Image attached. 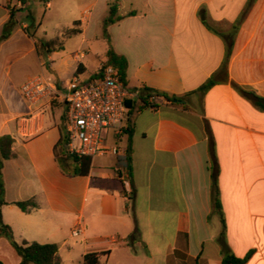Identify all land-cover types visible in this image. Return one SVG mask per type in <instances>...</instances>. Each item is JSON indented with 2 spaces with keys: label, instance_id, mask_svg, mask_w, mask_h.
<instances>
[{
  "label": "crops",
  "instance_id": "obj_1",
  "mask_svg": "<svg viewBox=\"0 0 264 264\" xmlns=\"http://www.w3.org/2000/svg\"><path fill=\"white\" fill-rule=\"evenodd\" d=\"M39 1L46 11L69 13L68 30L79 33L48 52L38 35L47 14L32 16L31 26L20 17L31 11L32 0H0V138L14 139L15 154L3 170V212L32 198L39 206L31 213L19 209L27 217L20 219L23 225L9 223L14 236L15 222L22 241L56 243L59 253L71 251L67 240H74L83 246L81 259L109 252L102 264H222L227 252L264 264V0ZM113 2L123 19L107 33L128 62L130 90L148 87L184 100L172 106L158 99L157 108L135 110L131 177L128 161L124 166L119 160L128 156L127 135L117 143L120 155L92 160L88 176L67 175L55 155L64 107L61 113L53 106L32 112L20 87L37 75L70 81L60 77L62 67L83 78L94 42L105 39L101 23ZM13 12L17 24L4 37ZM232 33L228 54L225 36ZM211 78L216 84L200 91ZM9 167L20 199L7 198ZM215 168L224 224L213 212Z\"/></svg>",
  "mask_w": 264,
  "mask_h": 264
},
{
  "label": "trees",
  "instance_id": "obj_2",
  "mask_svg": "<svg viewBox=\"0 0 264 264\" xmlns=\"http://www.w3.org/2000/svg\"><path fill=\"white\" fill-rule=\"evenodd\" d=\"M133 15V13H131ZM123 19L122 16L118 15V3L113 2L109 4V14L102 21L101 28L103 30V37L107 40L109 44V50L107 53L108 62L104 64L113 65L118 70V75L120 80L123 82L125 87L129 90L128 87V62L124 56L118 55L113 47L111 46V41L107 33V28L110 25L116 24L117 22ZM17 22L15 20L14 12L11 14L9 21L5 24L3 30V36L8 37ZM78 32L75 28L70 29L62 33L61 40H53L50 42H43L42 47L48 51L52 52L55 49H62L63 43L66 39H69L75 36ZM220 34V33H219ZM225 36V34H221ZM232 34H229L225 37L228 38L227 41V51L230 54L234 40ZM234 37V35H233ZM80 68V66H79ZM78 68V69H79ZM96 75L101 76V72H97ZM216 84L214 78L209 79L201 88L200 91H207L213 85ZM138 100H128L127 106L129 108V114L126 121V127L124 130V135L128 136V170L130 177L132 176V138L135 132L134 124V113L135 110H143L145 108H157L159 104L153 101V99H161L163 102H167L172 106L182 104L184 97H179L175 95H170L166 92L159 91L153 88L143 87L139 90ZM64 115L62 116V126H61V139L55 147V155L57 161L67 175L74 176H88L92 166V160L90 158H77L75 156H69L64 152V145L66 144L65 136V126H64ZM14 139L10 135H3L0 138V238L4 236L9 241L10 245L17 252L20 257L19 264H62L63 260L59 253V245L56 243H38V242H29L22 241L21 243L15 240L13 229L10 225L6 224L3 219V207L8 205L5 200L6 196V187L4 180V167L5 162L11 160L15 157L13 151ZM70 162V164H68ZM212 198H213V212L219 214L222 217L223 224V214H222V205L220 200V189L218 184V172L215 168L212 174ZM24 213H31L32 210L37 209L39 206L36 201L32 198L25 201H18L13 203ZM138 236L137 230L130 236V243L133 245L136 237ZM109 252H91L83 256V264H102L101 257L107 256ZM250 255L245 258H238L234 254L227 252L224 255L222 264H247ZM0 264H4L0 260Z\"/></svg>",
  "mask_w": 264,
  "mask_h": 264
},
{
  "label": "built area",
  "instance_id": "obj_3",
  "mask_svg": "<svg viewBox=\"0 0 264 264\" xmlns=\"http://www.w3.org/2000/svg\"><path fill=\"white\" fill-rule=\"evenodd\" d=\"M99 72L101 76L96 79L86 80L76 75L64 83L37 75L20 87L21 96L32 112H42L55 102L64 107V152L69 156L94 160L121 154L117 143L126 127L127 101L138 98L139 91H129L113 65L102 64ZM104 131L111 132L113 143L104 136ZM81 232L76 227L72 234L78 237Z\"/></svg>",
  "mask_w": 264,
  "mask_h": 264
},
{
  "label": "rangeland",
  "instance_id": "obj_4",
  "mask_svg": "<svg viewBox=\"0 0 264 264\" xmlns=\"http://www.w3.org/2000/svg\"><path fill=\"white\" fill-rule=\"evenodd\" d=\"M30 6H31V11H24L20 19L24 20L25 22H27L29 25L32 26L33 24L32 19H31L32 16L42 18L46 13L47 15L45 19L43 20V26H41V28L39 29V33H38L39 37L42 38L44 42L49 39L51 40L58 39V36H59V40H61V37H62L61 32L63 31L65 32L69 28H71V24L69 22L71 15L69 13L61 16V15L54 13V11H49V10L46 11L45 4L40 2L39 0H32V2L30 3ZM63 28L65 30H63ZM95 30L97 31V29ZM108 46L109 44L106 39L99 38L97 41L94 42V45L92 46V51L88 53V57L85 60L87 67H88V71H87V74L83 76L84 79L91 80V79L98 78L96 73L99 72L97 68L101 62V55L104 52V50L107 49ZM75 48H76V41H71L68 44L69 51H72V50L74 51ZM55 57L57 58V56ZM47 70H48L49 75L52 76L53 72H51L49 69ZM72 75H73V68L62 67L61 74H60V77L62 79H66V78L72 79ZM61 107L62 105L55 102L53 104L52 111L61 113L62 112ZM60 118L62 119V116H60ZM103 134L104 136L110 138L109 140L110 143H113V140L111 139L110 131H104ZM123 138H124V141H123V144H121V146L126 148L127 143L125 142V137ZM119 160L122 165L126 166V163H127L126 155H120ZM12 178H13V169L9 167L7 170V179H8L7 198L9 200L20 199V195L18 194L16 189L13 186H11ZM3 214H4V220L7 224L13 221H16V222L21 221V224L23 225L22 220L20 219L27 217L23 215L21 211L17 209L16 207H14L13 209H11L10 207H6L4 209ZM157 219L161 220L162 214H157ZM141 223H143V220H141ZM13 226L15 229V240L20 243L22 241L21 240L22 239L21 238V234H22L21 226H18V224H16L15 222L13 223ZM70 226H71V221H68L67 230H65V236L67 235L68 227ZM26 237L30 238L31 236L29 234H26ZM39 239L40 238H38V240L36 241L39 243H42L40 242L41 240L39 241ZM80 239L81 238L77 239L78 242ZM73 241L74 240H67L68 245L73 247L71 251H69L67 248H63L61 250L60 254L63 259V264H83V261H82L83 259H81V254L84 253L83 246L80 245V243H78L79 245H73ZM0 260L4 264H19V260H20L16 251L13 249V247L10 245L7 238H5L4 236L0 238Z\"/></svg>",
  "mask_w": 264,
  "mask_h": 264
}]
</instances>
